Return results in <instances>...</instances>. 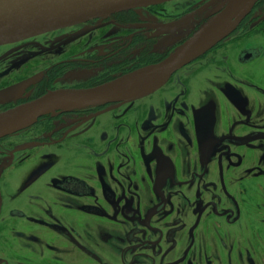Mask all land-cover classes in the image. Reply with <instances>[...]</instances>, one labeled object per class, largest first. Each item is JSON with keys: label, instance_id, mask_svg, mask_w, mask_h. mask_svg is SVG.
<instances>
[{"label": "flooded vegetation", "instance_id": "obj_1", "mask_svg": "<svg viewBox=\"0 0 264 264\" xmlns=\"http://www.w3.org/2000/svg\"><path fill=\"white\" fill-rule=\"evenodd\" d=\"M171 0L0 45V114L217 43L129 102L0 137V264H264V0Z\"/></svg>", "mask_w": 264, "mask_h": 264}, {"label": "water", "instance_id": "obj_2", "mask_svg": "<svg viewBox=\"0 0 264 264\" xmlns=\"http://www.w3.org/2000/svg\"><path fill=\"white\" fill-rule=\"evenodd\" d=\"M171 0H0V45L22 41L55 29L75 25L115 11L149 6ZM257 0H234L233 8H251ZM248 12H223L206 25L207 30L193 39L174 61L158 68H149L100 87L64 90L49 93L38 100L0 114V137L21 130L40 116L57 107L77 104L103 105L129 102L143 97L167 80L171 71L183 60L217 43L225 37L235 22ZM186 59V60H187Z\"/></svg>", "mask_w": 264, "mask_h": 264}]
</instances>
